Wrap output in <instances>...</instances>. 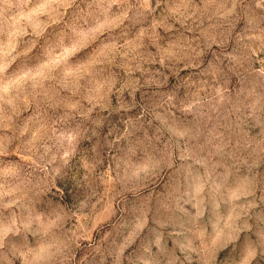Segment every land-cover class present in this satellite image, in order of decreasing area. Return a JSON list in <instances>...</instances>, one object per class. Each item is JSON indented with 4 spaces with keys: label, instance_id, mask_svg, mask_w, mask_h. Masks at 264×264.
<instances>
[{
    "label": "clouds",
    "instance_id": "obj_1",
    "mask_svg": "<svg viewBox=\"0 0 264 264\" xmlns=\"http://www.w3.org/2000/svg\"><path fill=\"white\" fill-rule=\"evenodd\" d=\"M0 264H264V0H0Z\"/></svg>",
    "mask_w": 264,
    "mask_h": 264
}]
</instances>
